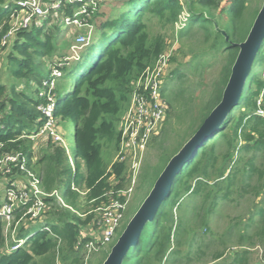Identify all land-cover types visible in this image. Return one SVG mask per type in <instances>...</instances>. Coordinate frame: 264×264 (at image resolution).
<instances>
[{
  "label": "trees",
  "instance_id": "16d2710c",
  "mask_svg": "<svg viewBox=\"0 0 264 264\" xmlns=\"http://www.w3.org/2000/svg\"><path fill=\"white\" fill-rule=\"evenodd\" d=\"M17 1L0 0V57L7 50V70L16 79L14 82L0 81V144H3L4 152L22 153L31 170L39 168L43 190L47 193L58 191L75 211L83 196L87 209L93 210L108 204L111 199L124 201L123 196L109 193L112 177L120 181L116 190L121 189L125 166L113 165L112 173L104 168L102 141L115 136L114 119L121 112V101H130L132 83L166 51L162 36L150 39L149 21L145 17L156 18L162 27H171L186 8L190 24L181 30L180 37L189 36L197 28L204 32L205 40L212 41V58L222 51L227 53V66L215 87L214 96L198 120L195 134L220 103L239 52L216 30V25L227 33L231 42L239 44L246 39L262 6L253 5V0H228L222 8L226 9L228 16L222 27L220 21L211 15L220 8L222 0H185V6L180 0H120L118 15L104 21L94 43H89L87 50L82 53V49L79 57L73 60L69 86L67 83L57 84L55 118L70 121L75 127L71 151L73 170L64 148L50 138H46L44 155L32 163L35 152L31 137L38 134L45 123L39 110L44 100L38 97L42 85L49 79L44 59L57 50L59 42L55 41L58 37L48 31L51 28L45 31L49 17L42 26L34 23L28 30L18 31L9 50L3 46V39L11 28L12 15L21 9ZM65 6L61 12L69 17L77 4ZM99 13L100 10L95 12L92 23L95 24ZM263 49L264 45L257 58L264 64ZM93 51L97 56L92 57L89 66L85 67L83 54H92ZM52 65L56 66V62L53 61ZM202 66L201 60L197 61L195 67ZM179 72L176 70L173 77L179 76ZM165 88L162 96L173 107L181 100V92L168 93L167 85ZM61 94L68 96L63 99ZM259 101L264 105L263 78L257 82L255 91L247 94L245 99L242 97L238 113L237 107L218 132L185 164L170 196L143 230L138 244L130 249L123 264H194L196 261L216 264L231 248H236L230 255L231 260L223 264L252 263V249L258 244L264 247V118L257 115ZM78 158L84 162L85 174L80 173ZM15 170L23 176L19 166ZM159 175L158 172H147L142 178L143 185L149 184L150 177ZM73 184L84 194L73 191ZM259 198L260 203L255 206L254 200ZM48 202L53 204L49 215L55 219L48 220L52 224V234L39 232L40 228L33 227L30 234L34 231L38 234L15 252L4 251L6 239L0 220V264H40L36 258L49 254L55 257L58 248L64 261L80 260V252L74 249L76 244L91 239L82 235L83 226L100 222L102 215L90 214L81 218L70 209L59 206L55 198L48 199ZM243 203H247L249 211L247 214L246 208L245 217L228 222L220 234L212 231L211 225L222 217L224 208L230 205L240 207ZM29 231L21 228L19 237H25Z\"/></svg>",
  "mask_w": 264,
  "mask_h": 264
},
{
  "label": "rangeland",
  "instance_id": "374dc122",
  "mask_svg": "<svg viewBox=\"0 0 264 264\" xmlns=\"http://www.w3.org/2000/svg\"><path fill=\"white\" fill-rule=\"evenodd\" d=\"M263 1L264 0H253V5L263 4ZM227 3L228 0H222L220 8L213 11L211 14L220 21L222 27L225 26L226 21L228 19L226 9L222 10V8L224 9V6L227 5ZM50 5L51 2L47 1L46 7L48 9L50 8ZM120 5V0H100V13L98 18L95 20V27L92 31V34H90V44L94 43L95 37L100 33L99 26L107 19L118 15L119 10L121 9ZM81 6L77 5L75 10L79 11V7ZM65 18L66 17L62 12L56 15L51 14L49 22L46 24L47 27L45 30L47 31L49 28H51L48 31L52 32L54 36L56 35L58 38L55 39V41L59 42L57 50L44 59L48 67L49 77L52 72L55 71V69L52 70L53 61H55L56 64L58 63L57 65L61 64L62 68H66L65 70L63 69L64 78L57 80V84L59 86L63 85L64 83H67V85L69 86V84L72 82L71 68H74V66H72L74 64V58L71 61L68 60L70 59V57L73 56L71 47L74 44L78 35L80 36L86 34L87 30H89L86 27L83 28L82 31H78V28L76 27H65L63 26ZM145 20L149 21L148 26L150 39L153 40L157 36H162L165 40V50L168 52L170 51L172 54L171 64L167 72L163 91L166 89L165 87L167 85L168 93L181 92V100L174 103L173 107H170V104L165 99L168 105V113L165 116L160 128H158L151 137L149 145L145 151L140 173L137 175L135 181L132 180V172L130 175V166L126 163L124 164L125 170L122 175L124 181H121L123 185L120 190H116L115 188L117 185H119L120 181H118L114 177L111 178L110 181L112 189L110 193L123 196L125 204L124 209L122 211V218L119 221L116 234L109 241V243L105 246H101V249L92 251L89 254V257L86 259L85 255L87 254V251L83 249L81 253L78 254L80 260L77 261H74L72 259L69 261H64L62 258V254H60L61 250L59 251L58 249L57 255L55 257L54 255L49 254L44 258H36L35 261L40 262V264H103L104 260L108 256L107 254H109L111 250V247L115 244L123 229L127 225L128 221L133 216H131L130 213L134 209H136L135 212L137 211V209L144 202L145 198L155 185V179H158L157 177H159H150L149 184L143 185V175L147 172H158L159 174H161L160 172L163 171V168H165L164 166L168 158L172 157L176 152H178L183 147V145L194 136V131L196 130L197 124L199 123L198 120L200 119L201 114L204 113L203 110L207 106L209 100L214 96L215 87L221 81V76L223 74L224 68L227 66V53L226 51H222L219 55L216 56V58H212V53L210 50L212 41L210 42L205 40L204 32L202 30H197L196 28L189 36L181 38L180 33L183 29L182 24H180L181 21L177 23L178 25L176 24L171 27H162L156 18H150V16L147 15L145 17ZM185 24L186 26H188L190 24V21H186ZM11 42L12 40L9 43L8 50L10 49ZM88 47H84L81 52L83 53L85 50H87ZM6 53L7 50L0 57V81L12 80L14 82V80L16 79L12 77L10 72L7 70V60L5 57ZM96 56L97 52L95 51H93L92 54L84 53V61L82 64L85 67H88L92 57ZM200 60L201 63L204 64V66L197 69L195 65L197 64V61ZM66 62H68V65L65 64ZM176 70L180 71L179 76L173 77V73L176 72ZM44 73L46 75V69L44 70ZM262 78L264 79V64L260 62V60L257 58L253 66L252 72L248 78L243 99L247 97V94L252 93V91H255L257 82ZM68 92H71L70 87L68 88ZM67 96V94H61V97L63 99ZM129 104L130 101H121V112L114 119L115 136L111 138V140L102 141L101 158L105 169H109L111 167L118 153L117 145L119 140L117 141V136L119 133L121 122L124 119ZM240 106L237 108L236 114L240 110ZM56 125L71 152L74 147V124L70 121H63L57 118ZM46 138L47 137L35 140L32 139L33 149L35 152V156L32 159V163H35L41 156L44 155L46 150ZM78 163L80 165V173L85 174L86 169L82 158H78ZM33 166L34 165H32V169ZM32 171H34L38 175L40 174L39 168L37 171L35 169H33ZM1 180L4 181L0 175V186L4 187L5 183L1 184ZM246 204L247 203H243L240 207L230 205L229 207L224 208L222 217H219L218 219L214 220L213 224L211 225L212 231H214L216 234H220L226 227L228 222L237 221L239 218L241 219L245 215L246 207L248 208ZM87 207V201L83 196L79 199V204L76 211L72 210V212L74 215L79 216L81 218H85L87 215L90 214L98 215L101 213L98 210L95 212V210H93L92 208L87 209ZM176 207L177 206L174 207L175 211ZM86 209L87 213L86 215H84L83 213L86 212ZM47 219L55 221V219L52 218L49 214L47 215ZM242 220L244 222L245 218ZM83 228L84 229H82V234H84L85 232L93 240L98 241L104 237L105 226L102 222H98L96 224L94 223L91 226H83ZM74 249L75 252L79 253L76 248ZM235 249L236 248H231L226 253L223 260L219 261L216 264L230 262V255H233ZM205 259H208V257L206 256ZM251 259V264H264V247L262 244H258L252 249ZM194 264L204 263L196 261Z\"/></svg>",
  "mask_w": 264,
  "mask_h": 264
},
{
  "label": "built area",
  "instance_id": "2783aa9c",
  "mask_svg": "<svg viewBox=\"0 0 264 264\" xmlns=\"http://www.w3.org/2000/svg\"><path fill=\"white\" fill-rule=\"evenodd\" d=\"M47 1L51 2L49 9L46 7ZM180 1L185 6V0ZM99 2L100 0H18L17 5L21 9L19 13L12 15L11 28L3 39V46L8 47L18 31L28 30L34 23L42 26L43 21L51 17V14L60 13L62 8L66 7L65 5L77 4L82 5L79 7L80 10H74V13L69 17L65 16L63 24V26L69 28L76 27L78 31H82L85 27L89 29L86 34L78 35L71 47L73 56L68 60L77 59L80 54L79 51L90 43V34H92L95 27L91 20L95 12L99 11ZM189 19L190 14L185 8L177 23L181 21L180 24L184 29L187 27L185 23ZM171 59V52L164 51L156 62L147 67L132 83L130 104L119 129L118 153L108 169L109 173H112L113 165H124L125 163L130 166V175L132 172L131 178L133 181L140 173L145 151L151 137L160 128L168 113V105L162 93ZM57 64L56 66L52 65V70L55 69V71L52 72L39 91V98L44 100L39 110L45 119V123L38 134L32 136L31 139L47 137L56 144L61 145L66 151L72 169L75 170L72 153L56 125L57 80L63 78L64 75L61 64ZM65 64L68 65V62ZM258 103L257 115L264 118V105L261 104V101ZM27 165L28 159L22 153L4 152L3 144H0V175L5 183V192L0 203V220L3 223L6 239L4 251L7 253L23 248L28 239L37 235L38 233L35 231L30 234L33 227L40 228L39 232L52 234V224L48 222L47 215L51 212L53 204L49 203L48 199L55 198L59 206L73 210L65 203L58 191L45 192L42 188L40 176L28 168ZM18 166L19 172L23 176L17 174L15 168ZM72 190L84 194L74 184ZM109 195H112V193H109ZM124 204L125 201L111 199L108 204L95 209V212L97 210L101 212L102 220L100 222L105 226V233L101 240L90 239L86 244H81V242L76 244L75 248L80 253L83 249L87 251L85 259L89 257L92 251L107 245L116 234L119 221L122 218ZM17 212L21 214L18 215ZM21 228H24L25 231L30 230L22 238L19 237ZM82 235L87 234L84 232ZM58 242L60 245L59 239Z\"/></svg>",
  "mask_w": 264,
  "mask_h": 264
},
{
  "label": "water",
  "instance_id": "95a60500",
  "mask_svg": "<svg viewBox=\"0 0 264 264\" xmlns=\"http://www.w3.org/2000/svg\"><path fill=\"white\" fill-rule=\"evenodd\" d=\"M232 47L239 49L231 74L220 103L211 111L194 136L174 154L155 185L128 221L103 264H123L130 249L136 246L146 226L156 217L163 202L170 196L173 184L187 162L218 132L229 115L240 105L248 78L258 53L264 45V1L246 37L239 43L230 41L229 36L216 25Z\"/></svg>",
  "mask_w": 264,
  "mask_h": 264
},
{
  "label": "crops",
  "instance_id": "0c3cea01",
  "mask_svg": "<svg viewBox=\"0 0 264 264\" xmlns=\"http://www.w3.org/2000/svg\"><path fill=\"white\" fill-rule=\"evenodd\" d=\"M4 183V181L1 180V184ZM4 192H5V189L4 187H1L0 186V203L2 202V199H3V196H4ZM254 203H255V206L258 205L260 203V198L259 199H255L254 200ZM247 208V207H246ZM247 212L248 211V208H247Z\"/></svg>",
  "mask_w": 264,
  "mask_h": 264
}]
</instances>
